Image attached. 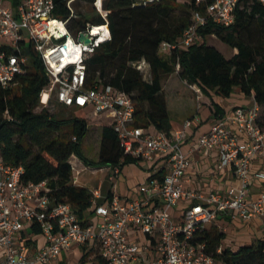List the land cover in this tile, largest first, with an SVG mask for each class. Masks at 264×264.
Returning a JSON list of instances; mask_svg holds the SVG:
<instances>
[{"label": "built area", "instance_id": "built-area-1", "mask_svg": "<svg viewBox=\"0 0 264 264\" xmlns=\"http://www.w3.org/2000/svg\"><path fill=\"white\" fill-rule=\"evenodd\" d=\"M75 1L68 6L71 8ZM104 1L96 0L94 6L106 19ZM138 1L141 5L144 0ZM246 1L264 6V0H192L191 21L183 35L173 43H162L159 54L167 57L202 44L206 39L202 31L210 25L232 27ZM55 8L54 0H21L16 6L12 0H0V84L12 87L28 71L25 49L31 44L49 78L40 95V110L52 112L59 104L105 118L126 154L143 166H160V170L140 184L137 198L114 193L105 204L98 205L101 193L94 191V218L84 224L71 205L51 200L47 181L25 184L23 168L7 163L0 155V264H53L64 252L93 243L99 245L108 264H131L150 252L152 264H221L207 252L206 244L195 239L198 231L223 214L242 222L264 218V169L252 172L256 161L264 165L262 107L252 98L249 105L238 106L216 119L196 143L206 157L217 153L218 169H233L238 185L224 192L187 189L185 179L193 163L183 148L194 120H187L171 135L153 127H136V108L130 95L101 83L88 87L86 60L100 44L111 40L109 25L99 26L98 33L88 25L86 31L75 36L68 21L53 16ZM82 34L91 37L90 45L80 42ZM103 37L105 41L100 43ZM133 66L149 73L144 60ZM193 88L200 92L196 85ZM77 161L82 164L76 156L70 160L75 185ZM113 171L114 182L120 168ZM162 171L165 176L160 180L157 176ZM255 180L262 185L257 197L253 196ZM181 203L187 208L175 219L172 212ZM33 227L40 230L43 244L38 243ZM132 232L146 236L151 243L142 246L132 239Z\"/></svg>", "mask_w": 264, "mask_h": 264}, {"label": "trees", "instance_id": "trees-1", "mask_svg": "<svg viewBox=\"0 0 264 264\" xmlns=\"http://www.w3.org/2000/svg\"><path fill=\"white\" fill-rule=\"evenodd\" d=\"M70 1L54 0L53 16L68 21L72 34L78 36L88 25L108 24L112 35L111 40L100 44L86 60L88 87L101 83L130 95L136 108V127H153L171 135L173 127L163 82L176 73L182 81L196 85L211 98L215 118L223 117L225 110L214 101V96L229 99L236 90L254 98L263 109V5L246 1L232 27L210 25L202 31L206 38L202 44L162 57L161 44L178 40L189 25L192 0L183 5L177 0H157L145 6L138 0H105L106 19L99 13L87 17L82 11L81 2L94 6L96 0H76L71 8ZM20 2L12 0L15 6ZM212 35L236 53L226 58L216 47L208 45L207 37ZM25 53L29 57L28 71L19 76L12 87L4 88L0 84V155L7 163L23 168L25 184L47 181L51 200L71 205L86 224L93 215L90 212L93 194L73 184L71 158L76 156L85 166L102 168H123L139 162L125 153L110 125L103 127L99 159L89 160L83 151L90 127L87 120L58 118L48 109H39L40 95L49 84V78L43 60L31 44ZM142 60L149 65L147 75L133 66ZM260 122L264 127L263 114ZM164 176L165 171H162L157 177L163 180ZM32 231L40 234L37 227ZM225 237L218 227L211 226L198 231L195 241L206 244L207 252L221 264H264V240L231 250L223 248ZM90 253H84L79 264H108L98 253L88 261Z\"/></svg>", "mask_w": 264, "mask_h": 264}, {"label": "crops", "instance_id": "crops-1", "mask_svg": "<svg viewBox=\"0 0 264 264\" xmlns=\"http://www.w3.org/2000/svg\"><path fill=\"white\" fill-rule=\"evenodd\" d=\"M195 92L198 95H196ZM182 93L183 92H181V94ZM235 93L240 94L241 97L235 99H232V97L229 99H224L214 96V101L225 110V115L230 113L238 106H247L252 102V98L244 96L239 92V90H236ZM175 98L176 104L173 107L169 105L167 100L173 127L172 132L180 130L187 120H194V126L189 131V139L184 144L183 148L184 152L188 155L193 163L185 179L186 188L208 193L210 191L224 192L232 186H237L238 181L235 177L233 169H218L217 153H213L210 155V157H206L202 151L198 150L196 147L199 137L207 133L214 121L218 119L214 116L211 98L207 95H204L201 90L200 92L197 90L190 91V93H186L185 95H181V97ZM81 165L83 167L85 166L84 164ZM152 166L153 165L143 166L140 163L127 165L123 168H120V174L116 179L117 182L115 183L116 187H114L113 184L106 191L102 187L90 191L92 193L96 190L100 191L101 198L97 201L98 205L105 204L109 199H111L112 194L114 193L123 197L137 198L140 196V184H142L148 176H153L160 170V166L155 167L154 169ZM129 167L132 169H129ZM262 169H264V165L261 161H256L252 166L253 173H257ZM254 184L256 188L253 191V196L257 197L261 191L262 185L257 180H255ZM186 208L187 204L181 203L173 210V217L175 219L180 218ZM90 212L94 214V209L91 208ZM93 218L94 215H91L89 220ZM211 226H216L225 233L226 237L223 241V248L237 250L240 247L250 245L257 240H264V218L254 219L249 222H242L240 220H234L230 214H223L214 224L210 225L209 227ZM131 237L133 240L140 242L142 246L151 243L149 239L142 234H136L135 232H132ZM37 239L38 243L43 244V239L41 236L38 235ZM153 243L154 242H152V245ZM87 247L91 250L88 251ZM96 247H99V245L95 243L83 247L76 246L73 249L64 252L59 262L63 263L64 260H69L71 257H80L82 253L80 248H82V251H85L84 248H86L87 251L85 253L91 252L90 258L94 259L97 253L93 252V249ZM98 254H101L100 249ZM83 255L84 253H82L81 258ZM144 255V259L133 261L131 264H152V253H145Z\"/></svg>", "mask_w": 264, "mask_h": 264}, {"label": "rangeland", "instance_id": "rangeland-1", "mask_svg": "<svg viewBox=\"0 0 264 264\" xmlns=\"http://www.w3.org/2000/svg\"><path fill=\"white\" fill-rule=\"evenodd\" d=\"M180 5L185 4L186 2H190V0H177ZM82 5V11L86 13L87 17H92L93 15H96L99 13L98 9L95 6H91L86 4L85 2H81ZM93 7L96 8L95 11H93ZM245 6H243L244 9ZM208 45H212L216 47L226 58H231L233 54H235V50L230 47L229 45L225 44L224 42L220 41L216 36H210L207 38ZM147 75V73H146ZM149 78V77H148ZM147 79V78H146ZM163 88H164V94L166 99L168 100V103L171 107H173L176 103L175 97H181V95H185L186 93H190V91H194L193 85H190L189 83L182 81L178 74H173L169 77H167L163 82ZM181 92H183L181 94ZM196 93V92H195ZM196 95H198L196 93ZM240 94L235 93L232 96V99L240 98ZM37 111H40L39 109ZM52 113L58 117V118H84L87 120L89 124V133L86 139L83 143V151L85 156L94 162H96L99 159V153H100V143H101V136L103 131V126L109 125V121L102 117H94L89 116L88 114L84 113L82 109L73 107V108H67L63 107L59 104L56 105V107L53 109ZM262 114L264 115V107L262 109ZM83 164V163H82ZM116 167H88V166H82L81 163L77 161V170L74 171V178L78 179V182L76 185L80 187L87 188L89 190H95L99 187L104 188L106 191L111 185L117 182L115 179L114 182L111 180V177L114 176L113 169ZM129 169H132L129 167ZM100 247H96L93 249V252L98 253ZM82 253H85L87 250H91L87 247V250L82 251V248H80ZM82 253L80 257H71L69 260H64V264H79V260L82 256ZM93 258H90L88 256L87 260L90 261ZM62 263V262H61ZM60 262H57L56 264H61Z\"/></svg>", "mask_w": 264, "mask_h": 264}, {"label": "water", "instance_id": "water-1", "mask_svg": "<svg viewBox=\"0 0 264 264\" xmlns=\"http://www.w3.org/2000/svg\"><path fill=\"white\" fill-rule=\"evenodd\" d=\"M149 2V0H144L141 5L144 6L145 4H147ZM80 42H83L86 45H90L92 43V39L88 34H82L80 36Z\"/></svg>", "mask_w": 264, "mask_h": 264}, {"label": "bare ground", "instance_id": "bare-ground-1", "mask_svg": "<svg viewBox=\"0 0 264 264\" xmlns=\"http://www.w3.org/2000/svg\"><path fill=\"white\" fill-rule=\"evenodd\" d=\"M100 1H102V0H99V2H100ZM98 30H99V28H98V27H95V29H94L95 33H98ZM104 41H105V37H103V39L100 40L99 42L102 43V42H104Z\"/></svg>", "mask_w": 264, "mask_h": 264}]
</instances>
